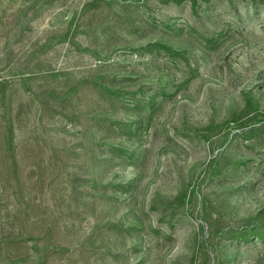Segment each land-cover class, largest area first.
Wrapping results in <instances>:
<instances>
[{"label": "rangeland", "instance_id": "obj_1", "mask_svg": "<svg viewBox=\"0 0 264 264\" xmlns=\"http://www.w3.org/2000/svg\"><path fill=\"white\" fill-rule=\"evenodd\" d=\"M260 233L264 0H0V264H264Z\"/></svg>", "mask_w": 264, "mask_h": 264}, {"label": "trees", "instance_id": "obj_2", "mask_svg": "<svg viewBox=\"0 0 264 264\" xmlns=\"http://www.w3.org/2000/svg\"><path fill=\"white\" fill-rule=\"evenodd\" d=\"M257 238H261V239H263L264 238V234H262V233H260L259 235H257L256 236ZM245 240H247V237L246 238H244Z\"/></svg>", "mask_w": 264, "mask_h": 264}]
</instances>
